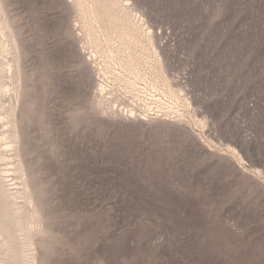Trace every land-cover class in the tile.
<instances>
[{"label":"rangeland","instance_id":"374dc122","mask_svg":"<svg viewBox=\"0 0 264 264\" xmlns=\"http://www.w3.org/2000/svg\"><path fill=\"white\" fill-rule=\"evenodd\" d=\"M131 2L188 102L125 68L108 25L91 45L76 0H0L34 264H264V0Z\"/></svg>","mask_w":264,"mask_h":264},{"label":"bare ground","instance_id":"6f19581e","mask_svg":"<svg viewBox=\"0 0 264 264\" xmlns=\"http://www.w3.org/2000/svg\"><path fill=\"white\" fill-rule=\"evenodd\" d=\"M76 2L80 14V30L85 31L89 36L91 45L93 42L89 31L92 27L96 25L102 29L108 25L111 30H103V33L108 36L107 43L111 42L113 46L119 44L118 47L122 52L131 54L129 56L131 59L125 60V68L128 66V69L138 71L141 69L140 63H143L150 73L159 71L164 83L167 84L165 96L172 101L188 102L183 90L174 88L166 76L155 45L154 31L130 0H89V4L86 0V3H83V0H76ZM113 39H115L114 42ZM130 46L141 48V52L130 51ZM97 47L98 45L94 42L89 55L90 59L97 56L98 51L94 50ZM107 52L114 65L110 69L113 71L122 69L121 62H114L113 51L108 49ZM12 53L13 46L3 26L0 28V264H34L35 253L32 249V240L36 232L38 210L32 199V193L28 190L29 185L23 179L24 170L16 159L18 132L15 107L13 104L5 107L1 100L6 95L12 97L11 95L18 90ZM101 72L97 90L103 97L110 94L113 87L106 81L108 79L106 71L101 68ZM132 84L139 94L148 93L143 86L141 88L135 82ZM151 88L159 91L154 86ZM152 97L155 99L154 95Z\"/></svg>","mask_w":264,"mask_h":264},{"label":"snow or ice","instance_id":"6c2138e0","mask_svg":"<svg viewBox=\"0 0 264 264\" xmlns=\"http://www.w3.org/2000/svg\"><path fill=\"white\" fill-rule=\"evenodd\" d=\"M130 2H131V0H130Z\"/></svg>","mask_w":264,"mask_h":264}]
</instances>
